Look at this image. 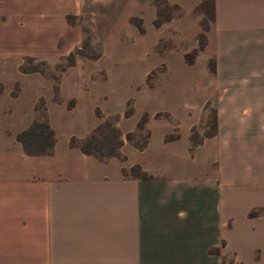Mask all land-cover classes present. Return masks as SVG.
<instances>
[{
	"label": "crops",
	"instance_id": "obj_1",
	"mask_svg": "<svg viewBox=\"0 0 264 264\" xmlns=\"http://www.w3.org/2000/svg\"><path fill=\"white\" fill-rule=\"evenodd\" d=\"M203 1L0 0V264H264V0H214L190 63ZM41 102L54 151L27 155ZM108 122L119 156L71 145Z\"/></svg>",
	"mask_w": 264,
	"mask_h": 264
},
{
	"label": "trees",
	"instance_id": "obj_2",
	"mask_svg": "<svg viewBox=\"0 0 264 264\" xmlns=\"http://www.w3.org/2000/svg\"><path fill=\"white\" fill-rule=\"evenodd\" d=\"M214 0H204L199 6V10L203 14V19L201 22L202 25V33L199 35V48L195 49L191 53L186 55V59L188 62H194L195 58L198 56L200 50L204 48L206 45V33L210 28L211 23L214 21ZM162 12H159V18L156 21V25H160L162 23V19L160 16ZM84 48L78 49L76 52L70 54L67 58V66H71L75 63V59L77 54H83ZM34 62L45 63L44 61H35L33 58L26 59L25 62L20 66L22 72H44V70L40 69L38 66L33 65ZM65 67L61 69L63 71ZM209 69L211 72L215 71V61H209ZM58 76L54 77L55 80H58ZM37 111L39 113L42 112V118H39V114L37 118L33 121V123L26 130L20 132L17 136V139L23 145L24 152L27 155L34 156H42V155H50L54 151L56 137L54 130L51 128L47 111L41 102L37 105ZM147 117L144 116L138 123L139 129H142ZM218 121H217V112L214 113V123L212 124V129L210 132L205 133L202 137H199V134L193 132L191 136V150H195L202 143L205 138L212 137L217 133ZM96 132L91 134L88 138L83 141H77L75 138L72 139L71 145L77 146L81 149V151L88 155H96L101 160H106L110 156L116 155L119 156L118 148L121 146V134L117 127L111 126L108 134L107 140L97 141ZM129 139H132V134H129ZM113 144H110L111 142ZM109 141V142H107ZM81 142V143H80ZM130 175L133 177H141L146 178L147 173L142 171L141 167L136 165L132 167L130 171Z\"/></svg>",
	"mask_w": 264,
	"mask_h": 264
},
{
	"label": "rangeland",
	"instance_id": "obj_3",
	"mask_svg": "<svg viewBox=\"0 0 264 264\" xmlns=\"http://www.w3.org/2000/svg\"><path fill=\"white\" fill-rule=\"evenodd\" d=\"M156 1L161 3V4H163V2H164V0H156ZM163 7H165L164 4H163ZM91 47H89V46L86 47V50L88 53L95 52L96 48L95 47L91 48ZM93 48H94V50H93ZM33 65L38 66L40 69L44 70L47 75H49V76L52 75V77H53V75L60 74V70L65 65H67V59H65V60H52V61H47L45 63L34 62ZM215 107H216L215 102L214 101L211 102V104L209 105V107L205 113L203 121L201 122V124L199 125V127L196 131V133L199 134V137H202L205 133H208L211 131L212 124L214 123V113H215V111L217 112ZM39 118H42V112L39 113ZM110 127H111V122L110 123L108 122V123L104 124L102 127H99V129L96 131V136H95L97 141H103L104 142L105 140H107V134H108ZM107 142H109V141H107ZM109 143L113 144L112 140Z\"/></svg>",
	"mask_w": 264,
	"mask_h": 264
}]
</instances>
